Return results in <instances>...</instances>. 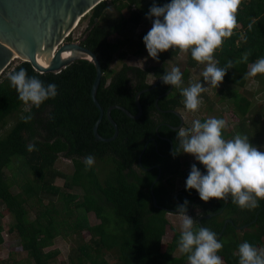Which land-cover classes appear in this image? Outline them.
Masks as SVG:
<instances>
[{
	"label": "trees",
	"instance_id": "trees-1",
	"mask_svg": "<svg viewBox=\"0 0 264 264\" xmlns=\"http://www.w3.org/2000/svg\"><path fill=\"white\" fill-rule=\"evenodd\" d=\"M167 2L170 0H156L158 5ZM151 3L152 0H104L81 18L87 19V27L80 44L96 55L101 66L102 77L95 97L104 112L111 106H121L136 115L135 95L147 90L139 96L140 118L130 119L119 110H111L118 128V135L111 142L96 141L92 133L99 112L90 96L95 67L88 60H76L57 74L38 73L20 61L0 75V131L4 130L0 135V205L11 218L7 232L16 234L28 264L53 263L55 253L44 250L53 244L63 226L78 239H82L83 231L89 236L88 242L78 243L71 251L70 264H108L107 258L114 264H187L186 256L175 255L179 232L172 231L171 242L162 243L169 224L168 212H174L185 199L189 201L188 215L199 210L194 229L207 227L223 243L218 255L224 264H238L236 251L242 242L257 248L263 245L264 200L255 209L241 210L231 202V197L205 204L198 195L192 197L194 190L185 191L192 164L184 163L183 155L173 158L170 152L176 146L177 130L172 128L180 125V118L170 111L183 108V97L179 89L172 87L168 95L158 99L157 109L155 100L170 86L159 82L151 88L153 83L148 82L150 73L156 81L167 71L161 67L143 70L126 64L114 73L110 71L114 55L124 56L120 48L125 41L110 38L125 34L128 27L139 26ZM237 21L233 36L225 39L214 57L220 67L230 60L234 62L222 82L227 87L220 91L219 101H228L238 119L233 131L224 130L225 138L241 134L252 143L264 134V127L259 120L250 123L252 128L248 126L254 95L239 90L246 87L249 65L264 57V0H242ZM71 40L69 35L66 41ZM139 45H144L142 40ZM244 53H248V60L239 63ZM177 55L178 52L169 50L160 54L159 60L163 63ZM187 64L183 82L188 79L189 68L197 66L190 54ZM20 69L45 85L55 84L56 97L46 100L38 109L25 106L8 79L9 74ZM254 80L264 85V75ZM28 115L32 119L25 123L23 117ZM97 132L103 138L113 135L106 115ZM30 144L34 145L32 151L28 150ZM141 153L142 167L151 170L139 167ZM89 155L99 165L93 164L86 170L84 159ZM59 157L71 161L72 173L64 176L63 183L71 193L60 192L54 185L57 178H63L54 169ZM157 166L161 176L153 185V196L160 209L153 206L150 192L159 172ZM197 167L204 171L198 163ZM6 170L9 175H5ZM177 179L184 183L178 190ZM14 187L17 190L13 191ZM55 196H59L61 205H55ZM28 208L33 210L32 217ZM90 213L97 224L88 223L86 215ZM209 214L213 216L206 218ZM1 231L0 225V244Z\"/></svg>",
	"mask_w": 264,
	"mask_h": 264
},
{
	"label": "clouds",
	"instance_id": "clouds-1",
	"mask_svg": "<svg viewBox=\"0 0 264 264\" xmlns=\"http://www.w3.org/2000/svg\"><path fill=\"white\" fill-rule=\"evenodd\" d=\"M242 0H170L158 5L152 0L145 19L151 21V28L143 36L148 58L159 62L162 53L176 51L189 55L197 65L203 66L202 82L183 87V73L173 66L162 74L161 83L180 90L183 107L187 112H197L202 103L201 94L208 88L217 89L225 75L234 67L228 61L218 66L215 53L221 49L225 39L234 34L238 27L237 13ZM251 30L252 25H248ZM242 39L246 37L242 35ZM248 60L244 53L239 63ZM264 75V57L249 65L245 78ZM10 86L18 99L29 109L39 108L46 100L55 98V84L45 85L26 70L9 74ZM207 85V87H205ZM27 123L31 115L23 117ZM227 124L222 118L209 117L203 122L192 121L191 127H181L176 134L175 147L171 155H188L196 163L190 167L185 181V191L194 190L199 200L207 204L231 197V202L241 210L255 209L264 200V151L250 143L247 136L236 134L228 139L224 136ZM34 145H29V151ZM92 155L85 157L86 170L94 164ZM197 163L204 169L201 172ZM189 201L184 200L174 212L180 221L177 251L186 256L187 264H223L218 253L223 243L217 234L207 227L194 229L196 221L187 214ZM236 255L238 264H264V248H257L245 241L239 244Z\"/></svg>",
	"mask_w": 264,
	"mask_h": 264
},
{
	"label": "water",
	"instance_id": "water-1",
	"mask_svg": "<svg viewBox=\"0 0 264 264\" xmlns=\"http://www.w3.org/2000/svg\"><path fill=\"white\" fill-rule=\"evenodd\" d=\"M102 1L104 0H0V75L16 59L30 66L38 73L49 72L54 74L61 72L76 60H88L95 67V78L90 90V96L92 103L99 112L92 133L96 141L111 142L118 135L117 125L110 115L111 110H119L130 119L140 118L142 108L139 96L147 90L140 91L135 95L136 115L131 114L121 106H111L104 112L95 97L102 77L98 58L90 50L83 47L80 44V40L66 41L76 23ZM70 51L75 55L62 60L61 55L64 52ZM76 53L79 55H76ZM48 63L49 65L46 67ZM160 80L161 78L157 79L151 88L161 82ZM171 90L172 87L170 86L165 94L155 100L157 109H159L157 104L158 99L168 95ZM170 112L180 118V125L172 129H180L183 126L182 116L176 111ZM104 115H106L107 120L114 129V133L110 138H103L97 132L98 125ZM169 143L172 147V142L169 141ZM142 153L138 158V165L141 168H143L141 164ZM156 168L159 172L150 186V192L153 206L160 209L161 207L157 205L156 199L153 196V185L161 176L159 167L157 166ZM143 169L149 171L152 168ZM197 195L195 193L192 197ZM212 216L213 214H209L206 218H211ZM198 222H200V218Z\"/></svg>",
	"mask_w": 264,
	"mask_h": 264
},
{
	"label": "rangeland",
	"instance_id": "rangeland-1",
	"mask_svg": "<svg viewBox=\"0 0 264 264\" xmlns=\"http://www.w3.org/2000/svg\"><path fill=\"white\" fill-rule=\"evenodd\" d=\"M123 14L125 17L128 16V13H126V11H124ZM86 27L87 19H82L79 22L78 26L71 32V41L81 40ZM150 28L151 21L144 18V20L139 26L135 28L128 27L126 29L125 34H122L120 36L115 35L114 37L110 38L111 41H115L117 38L125 40L123 46L120 48V52L124 53V56L120 58L118 53L114 55L113 61L110 64L111 73H114L119 70L123 64L139 67L143 70L150 69L151 67H161L167 72L170 71L173 66H176L180 68L182 73L186 68H188L187 60L189 55H180L178 53L176 57L166 58L163 63L160 60L159 62H155L151 58H148L145 46H140L139 43L142 40V34L148 32ZM18 62H20V60H13L8 67L17 64ZM8 67L4 71H7ZM202 69L203 66L200 65H197L194 68H189L188 79L187 81L183 82V87H187L191 83L201 82L202 76L200 75V73ZM148 82H155V78L154 76H152L151 73L148 75ZM205 87H207V85H205ZM225 87L227 86L222 83L217 89L208 88L207 91L203 92L201 94L202 103L197 112H187L184 107L178 110L183 119V128L191 127L192 121L195 119L205 120L209 117H216L222 118L226 121V132L233 131V128L238 123V119L233 114L232 105L228 101H224L222 103L219 101V93L221 90H224ZM239 91H241L242 93L246 91L254 95L253 98H251V122L248 123V126L251 127L252 124L250 123L259 120L262 123V126L264 127V85H259L254 80V78H248L245 89H240ZM3 132L4 130H1L0 135L3 134ZM252 138H255L253 135V131L251 132V139ZM252 144L264 151V134H262L258 138H255ZM182 161L187 164L195 163L194 158L188 155H183ZM94 165H99L98 161L95 160ZM54 169L61 173L63 176V178H57L54 182V185L59 189L60 192L64 191L65 193H71L72 191L66 190L63 186L65 179L64 176L69 177L73 170L71 161L69 159L59 157L54 164ZM4 173L5 175H9L8 170L4 171ZM175 186L178 190L182 186H184V183L180 179H177L175 181ZM12 190L15 191L17 190V188L14 187ZM58 197L59 196H55L52 199L56 206L61 205L58 201ZM47 201L48 200H45L44 202L47 203ZM35 206V203H33L32 207L34 208ZM28 210L30 211V216L32 217L33 210L29 208ZM0 213L2 215L0 218V225L2 226L1 237L3 240V242L0 244V264H28L27 259L25 257V253L20 250L16 234L7 232L9 224L11 223V218L5 213L1 205ZM198 213L199 210L197 209L189 215L192 216L195 220V216ZM86 218L90 225H95L98 223V220L94 217L92 213L87 214ZM167 219L169 221V224L167 226L166 233L162 239L163 245H166L171 242V238L173 235L172 231L175 230L180 233V221L178 216L174 213H168ZM69 232L70 231L65 230L63 226L62 232H60L58 236L53 239V244L44 250L45 252L51 251L55 253V257L52 259L53 263L51 264H70L68 262V257L71 254V251L77 248L78 243H85L89 240V236L85 231L80 234V236L83 235L82 239L76 238L75 233ZM64 233H66V237H64ZM73 240H76V242H73ZM260 248H264V240L263 245ZM175 255H179V252L177 251ZM107 262L108 264H114L112 259L109 258H107Z\"/></svg>",
	"mask_w": 264,
	"mask_h": 264
},
{
	"label": "bare ground",
	"instance_id": "bare-ground-1",
	"mask_svg": "<svg viewBox=\"0 0 264 264\" xmlns=\"http://www.w3.org/2000/svg\"><path fill=\"white\" fill-rule=\"evenodd\" d=\"M79 22H80V21H78V22L76 23V25L73 27L72 31L78 26ZM66 27H67V26H66ZM66 27H65V28H66ZM65 28H64V29H65ZM73 55H75V54H73V52H71V51H70V52H64V53L61 55V59H62V60H65V59H68L69 57H72ZM76 55H79V54L76 53ZM48 65H49V63L47 64L46 67H48Z\"/></svg>",
	"mask_w": 264,
	"mask_h": 264
},
{
	"label": "flooded vegetation",
	"instance_id": "flooded-vegetation-1",
	"mask_svg": "<svg viewBox=\"0 0 264 264\" xmlns=\"http://www.w3.org/2000/svg\"><path fill=\"white\" fill-rule=\"evenodd\" d=\"M176 112H177V111H176ZM178 113H179V112H178ZM179 114H180V113H179ZM180 115H181V114H180ZM182 127H183V126H182ZM178 130H179V129H178ZM178 130H177V131H178Z\"/></svg>",
	"mask_w": 264,
	"mask_h": 264
},
{
	"label": "crops",
	"instance_id": "crops-1",
	"mask_svg": "<svg viewBox=\"0 0 264 264\" xmlns=\"http://www.w3.org/2000/svg\"><path fill=\"white\" fill-rule=\"evenodd\" d=\"M184 186H182L181 188H183Z\"/></svg>",
	"mask_w": 264,
	"mask_h": 264
}]
</instances>
